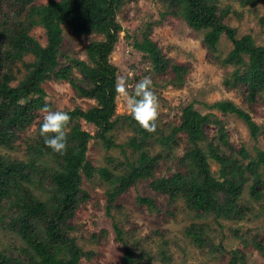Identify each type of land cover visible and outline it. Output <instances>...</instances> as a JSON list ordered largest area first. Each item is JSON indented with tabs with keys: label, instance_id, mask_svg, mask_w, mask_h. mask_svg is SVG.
I'll use <instances>...</instances> for the list:
<instances>
[{
	"label": "rangeland",
	"instance_id": "1",
	"mask_svg": "<svg viewBox=\"0 0 264 264\" xmlns=\"http://www.w3.org/2000/svg\"><path fill=\"white\" fill-rule=\"evenodd\" d=\"M48 1L39 0L37 4ZM212 4L222 23L235 30L237 38L251 35L257 46L264 47V0H213ZM0 9V25L6 23L9 15H17L8 2ZM116 21L121 30L109 60L118 69L117 77H126L128 91L132 93L136 82L150 76L152 89L159 100L156 130L151 131L143 143L147 153L157 157L154 168L157 179L186 172L185 156L190 144L182 133L172 134L181 125L183 113L190 105L210 117L204 126L206 139L199 146L208 156L214 175H218L219 165L209 157L210 147L234 158L244 167L257 157L258 152H264V97L257 96L252 100L248 97L247 86L235 83L232 75L236 67L225 63L234 49L226 33L214 48H209L204 43L207 30H196L183 18L175 17L168 0H123ZM1 31L4 32V27H0V77L10 72L17 77L14 83L17 85L25 77L26 68L23 63H13L6 58L9 40ZM31 34L42 45H47L46 30L42 26H35ZM146 36L170 61L169 66L184 65L186 75L181 85L174 81L171 66L166 73H160L149 56L135 48L136 42H142ZM63 37L61 65L72 67L70 78L89 88L88 79L74 61L90 62L88 46L104 41L105 37L97 33L78 35L66 25L63 26ZM33 61V55L25 58L27 63ZM43 88L51 110L70 112L97 105L95 99L80 96L62 80H48ZM222 101L234 103L252 117L259 127L256 138L248 124L236 114L214 109L215 104ZM35 115V124L18 134L11 148L0 146V157L12 161L31 160L32 149L41 138L38 123L43 118L39 111ZM112 120L114 126L107 133L115 143L112 148L97 136L102 127L80 121L82 128L94 137L88 144L87 159L96 169L91 178H84L79 206L67 223V227H72L68 230L69 236L84 252L80 264H228L233 251L243 257L240 264H264V183L261 184L264 165L254 171L261 175L259 180L254 179V172H245L243 190L236 200L240 217L237 219L198 213L189 207L182 195L166 196L153 191L148 178L130 181L127 189L114 197L118 185L110 183L99 170L107 169L109 179L129 176L131 164L137 165L140 151L129 145L137 137L136 123L125 100L118 95ZM162 137L170 139L167 142L170 147L159 142ZM36 158L40 169L57 167L50 156ZM255 184L262 193L259 198L251 194ZM25 187L42 202H47L53 191L50 179L41 175L34 176L31 183L25 182ZM139 197H150L152 205L142 204ZM13 218L14 211L10 210L9 203H2L0 253L10 260L30 264L24 251L26 243L10 226ZM193 228L202 244L191 236ZM257 242L262 244V250L254 246ZM127 249L131 252V262H125Z\"/></svg>",
	"mask_w": 264,
	"mask_h": 264
},
{
	"label": "trees",
	"instance_id": "2",
	"mask_svg": "<svg viewBox=\"0 0 264 264\" xmlns=\"http://www.w3.org/2000/svg\"><path fill=\"white\" fill-rule=\"evenodd\" d=\"M38 1L0 0V8L3 3L8 2L17 12L14 17L9 15L6 23L0 25L4 27L1 34L9 40L6 58L13 63H23L26 68L25 77L17 85H14L17 77L10 72L0 77V146L11 148L17 135L35 124L38 109L45 104L50 106L43 88L48 80L68 82L80 96L95 99L97 105L87 110L77 108L68 112L70 120L66 125V129H69L66 132L67 149L63 153L52 151L40 138L38 145L32 149L30 161H12L0 157V206L8 202L10 210L14 211L10 226L26 243L24 251L30 264H80L84 252L75 239L69 236L68 230L72 227H67V223L75 216L79 206L84 178H91L96 170L87 159L88 144L94 137L82 128L80 121L102 127V132L97 136L106 141L108 148L114 146L115 143L107 137V133L115 123L112 118L118 69L110 63L109 57L121 30L116 15L123 0H49L40 5L37 4ZM212 1L168 0V4L175 17L183 18L196 30H207L204 43L209 48H214L226 33L234 49L225 63L235 65L236 70L232 75L235 83L246 85L248 97L252 100L257 96L264 97V47L257 46L251 35L237 38L235 30L222 23ZM64 25L78 35L97 33L105 37L104 41L93 42L88 46L90 62L74 61L88 79L89 88L80 86L70 78L72 67L61 65ZM35 26H42L46 30V46L32 36L31 30ZM135 48L149 56L158 72L166 73L171 66L174 81L179 85L183 83L186 75L184 65L169 66L170 61L154 41L146 36L142 42H136ZM28 55H33V62H25ZM242 68L245 70L242 71ZM214 109L236 114L248 124L252 135L257 137V123L234 103L218 102ZM208 121L209 115H202L192 105L185 109L182 123L172 135L179 132L187 138L190 144L185 156L188 167L186 172L160 179L156 178L154 169L157 157H151L143 147L151 131L135 121L137 137L129 145L140 152L137 165L131 164L132 173L109 179L111 176L107 169L99 170L110 183L118 185L114 197L127 189L130 181L148 178L153 191L166 196L182 195L189 207L198 213L240 218L236 200L243 190L245 172H254L260 165H264V152H258L257 157L244 167L234 158L210 147L208 155L219 165L218 175H214L208 156L199 146L206 139L204 126ZM41 122L38 123V129ZM169 140L168 137H162L159 142L164 147H170L167 144ZM41 156H50L57 167L43 166L40 169L36 157ZM36 175L49 178L52 183L53 191L51 195L49 193L47 202L38 200L25 187V182L31 183ZM260 178L261 175L254 172V179ZM263 183L264 180L261 184ZM258 185L251 187V194L256 198L262 194L257 190ZM221 197L225 199L221 200ZM138 200L148 207L153 202L150 197H139ZM190 234L198 240V244H202L197 230L193 228ZM254 246L258 250L263 249L259 242L254 243ZM131 261V252L127 249L125 262ZM242 261L243 257L239 252L233 251L228 264H240ZM0 264L23 263L16 259L10 260L0 253Z\"/></svg>",
	"mask_w": 264,
	"mask_h": 264
},
{
	"label": "clouds",
	"instance_id": "3",
	"mask_svg": "<svg viewBox=\"0 0 264 264\" xmlns=\"http://www.w3.org/2000/svg\"><path fill=\"white\" fill-rule=\"evenodd\" d=\"M152 84L150 76H144L135 83L134 92L130 93L126 77L118 76L114 85L116 94L125 100L132 119L148 131L156 130L159 116V100ZM38 111L43 114L39 135L44 144L54 152L63 153L67 149L66 125L70 115L63 110H51L48 104Z\"/></svg>",
	"mask_w": 264,
	"mask_h": 264
}]
</instances>
